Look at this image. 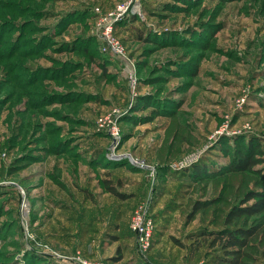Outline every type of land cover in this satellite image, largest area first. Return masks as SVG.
I'll list each match as a JSON object with an SVG mask.
<instances>
[{
    "label": "rangeland",
    "instance_id": "374dc122",
    "mask_svg": "<svg viewBox=\"0 0 264 264\" xmlns=\"http://www.w3.org/2000/svg\"><path fill=\"white\" fill-rule=\"evenodd\" d=\"M130 1L0 0V264L213 262L203 225L182 214L183 173L227 164L240 141L264 149V0H144L115 25L116 51L105 31ZM164 108L197 142L160 165ZM144 203L156 222L147 258L130 232Z\"/></svg>",
    "mask_w": 264,
    "mask_h": 264
},
{
    "label": "trees",
    "instance_id": "16d2710c",
    "mask_svg": "<svg viewBox=\"0 0 264 264\" xmlns=\"http://www.w3.org/2000/svg\"><path fill=\"white\" fill-rule=\"evenodd\" d=\"M175 1L183 4L184 9L196 6L186 0ZM191 37L192 41L197 39L195 35ZM177 40L173 37L154 42L165 45ZM146 103L144 107L153 108L154 115L161 113L158 102ZM164 109L163 113L168 111ZM174 112H167L170 121L156 153L160 165L178 159L185 147L197 142L191 128ZM68 146L65 141L55 146L54 151L59 155L72 151ZM229 150L226 152L230 157L227 164L211 169L208 164L201 163L183 173L190 179L191 192L181 211L187 216L188 224L199 220L203 225L195 235L202 238L199 247L206 244L216 251L212 264H259L264 261V168L258 167L264 165V149L259 140L251 139L240 141L239 149L233 153ZM117 186H121L120 181L118 185L110 179L103 181L106 192L122 197ZM192 240L196 241V236H192ZM39 258L34 255L24 264L42 262Z\"/></svg>",
    "mask_w": 264,
    "mask_h": 264
},
{
    "label": "built area",
    "instance_id": "2783aa9c",
    "mask_svg": "<svg viewBox=\"0 0 264 264\" xmlns=\"http://www.w3.org/2000/svg\"><path fill=\"white\" fill-rule=\"evenodd\" d=\"M143 1L144 0H131L126 7L119 6L117 11H114L113 13L111 12L110 15L113 16V18L110 23L111 26H107L106 28L105 36L108 37L109 43H111L116 51H119V46L117 42L111 38V33L115 25L128 17L138 16L141 13ZM101 126L103 127V125ZM111 127L108 128L110 136H113L115 142H120L122 136L121 134L119 135V130H117L115 126L111 130ZM141 168L145 170L148 169L144 166ZM130 230L136 238L137 250L139 254L142 257L147 258L153 249L154 236L156 233V222L151 211L150 203H144L136 208L130 222ZM60 259H63L64 261H73L76 264H101L92 263L85 259L74 257H61Z\"/></svg>",
    "mask_w": 264,
    "mask_h": 264
},
{
    "label": "crops",
    "instance_id": "0c3cea01",
    "mask_svg": "<svg viewBox=\"0 0 264 264\" xmlns=\"http://www.w3.org/2000/svg\"><path fill=\"white\" fill-rule=\"evenodd\" d=\"M130 232H131V231H130ZM131 234H132V232H131ZM135 243H136V242H135ZM126 247H129V246L126 245ZM127 251H128V250H127ZM130 251H131V248H130Z\"/></svg>",
    "mask_w": 264,
    "mask_h": 264
}]
</instances>
